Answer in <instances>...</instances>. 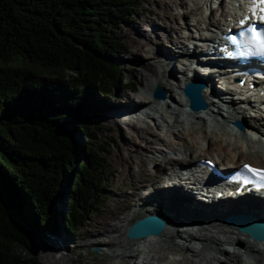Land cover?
Returning <instances> with one entry per match:
<instances>
[{"label": "trees", "instance_id": "obj_1", "mask_svg": "<svg viewBox=\"0 0 264 264\" xmlns=\"http://www.w3.org/2000/svg\"><path fill=\"white\" fill-rule=\"evenodd\" d=\"M136 4L0 0V264H36L28 253L38 232L60 221L70 233L91 212L106 149L90 124L107 107L101 93L124 76L117 55L126 47L113 27ZM68 90L75 95L58 100Z\"/></svg>", "mask_w": 264, "mask_h": 264}, {"label": "bare ground", "instance_id": "obj_2", "mask_svg": "<svg viewBox=\"0 0 264 264\" xmlns=\"http://www.w3.org/2000/svg\"><path fill=\"white\" fill-rule=\"evenodd\" d=\"M154 1H156V3L161 6L160 11H166L169 6L171 9H176L177 6L175 0ZM217 2H219V6L211 8L212 15L215 17V20H212V17L205 14L204 8L205 6L209 7L210 5H213ZM182 3H184L186 10L183 12L184 17L187 20H190L192 15L196 17V21H191L192 23L190 24V27L187 26L190 21H187L188 23L184 22L187 26L186 28H190V31L186 32L185 35L181 34V31H177L178 36H172V34L169 33V24L166 27L165 32H163L164 34H160L162 35L160 36L157 34L156 28L158 18L155 19V17L151 18L150 16H147V18H143L141 20V23L143 24L148 21L150 25H152L151 29H146L145 27L142 28L144 29L142 31H145L148 34L146 42L142 43V48H144L143 50L152 49L151 45L154 43L156 35H159L160 38H165L167 36L171 37V41H173V44H175L173 46L174 50L172 51L165 47L162 49L160 54L153 53L155 56L154 58H165L168 61L172 60V63L177 62L176 58H180L181 61L178 62L182 63L185 70L184 74H179V78L171 81L167 74L165 65L162 66L160 70H154V68H148L145 66L144 70L141 71V73L139 72V74L143 76L142 83L153 80L154 78V82L161 84L167 91L166 93L171 98L176 100L177 104L180 103L181 105H184L185 101L182 97V93H184V86L189 81L196 80L194 77H189L188 71L193 68V65L196 62H200L198 53L203 54L202 52L208 51V48L205 45L203 47L200 46L201 44L199 43V40H197V34L196 31H194V28H196L198 31H203L205 29L209 30V27L212 26L218 31H223L224 26L227 23L226 16L228 11L233 12L234 10H227L228 6L225 4V0H183ZM172 17L177 19L178 15L174 13ZM175 28V30H177L179 27L175 26ZM208 36L207 34H202L200 41L207 42L206 40L208 39ZM183 38H185V40H183ZM193 43L195 50L192 51L190 44ZM195 43L200 45L197 46ZM208 65L209 64L201 63L200 67L196 70V73L198 74H195V76L199 77L200 74H208L207 80L211 82L212 85H214L212 89L213 95L208 89H205L203 97L207 102L208 107L191 113L192 115L194 114L193 116L195 117V121L191 122L195 123V125H200L199 129L196 130L197 133L188 127H183V129L180 131L185 133L187 139H194L192 143L190 140H186L189 141V143L187 142L183 149L177 146L174 140L170 139V137H167V135L170 136L169 132H177L175 125L168 123V120L169 117L176 115L181 125L186 124L185 120L183 121L181 119L183 117H180L179 113L176 111H168L167 108L162 104L161 100H153L147 94L148 90L143 89L141 91L136 87L133 93L120 92L115 96L114 99L119 100L120 102H125L124 104H105L107 106L105 110H108V113H110L114 119L118 117V113L120 118H133L136 120L133 127L135 128L137 134L134 137H128L129 143H132L134 146L131 144L132 150L127 151V154L123 156L125 159L124 165L126 167L118 173V180L122 181L123 185L137 184L140 178L149 174L148 177H150V180L152 181V188H150V191L146 192L142 191L143 189L141 187L139 188L138 186L141 193L144 195V199L141 205H138L137 209L131 210V213L124 218L121 226L119 224H115L113 226V224L109 222V218H104L105 220L98 218L97 221L91 225L90 232H92L93 237L98 240L99 243H104L106 247L111 248L114 252L118 251L116 253H118V255L124 259L134 260V264H163V262L167 261L168 251H177L182 257L179 259L175 257L173 261L166 264H250L246 260V256L254 257L256 259V264L259 262L264 264V247L262 248V246L259 245L260 243L263 245L264 242H258L252 239L250 235L246 233H236V231H234L233 228L231 229L229 224H226L225 222L228 217L233 214L236 215L237 213H249V215H255L260 220H264V199L259 198L257 201L246 199L241 201L242 197L240 196L236 200L234 198L228 197L207 203V201L200 196V193L203 190L201 182L206 180V175L202 180L203 175L195 171L193 166L203 158L214 159L219 164L221 163V165H225V171L239 168L244 162H246L245 159L248 157H255L253 159L255 163L252 164L264 166V158H262L263 154H260L264 152V149L260 145L261 140L258 136V134H263L261 128L264 127V113L261 108H258L256 103H254L258 99L253 100L252 98H248L245 95L247 89L238 88L234 84L229 86V91L227 93L221 92L220 90L223 89H221L220 85L215 83V80L219 74H215L214 71H209V73L204 72L208 69ZM201 67H204L205 70ZM184 77H187L186 80H184ZM169 85H171V87ZM148 86L150 89H152L149 84ZM175 90H181V92H179V97L174 94ZM146 106L153 107V109L157 111L156 113H160L161 117L164 119L162 121H158L155 129L150 126L152 125L150 123L148 124L146 122V125H144V117L139 114ZM203 112H206V115L203 116ZM156 113H154L155 116L157 115ZM147 114L150 116V114L153 113L148 111ZM221 117H223V119L228 123L233 122L234 119H241L249 126L251 130L256 132V134H252L255 140L252 143L247 144L250 147V151L246 150L245 148L243 149L242 146L245 145H240V143L237 144L238 142L236 143L235 151L223 146V141L227 138H225L226 131L221 132L222 130H219L218 128ZM207 120L211 123L210 127L206 125ZM223 130L225 129L223 128ZM256 135L257 137H255ZM161 140L163 143L166 142V144L171 147V153H179L177 156H175L176 154L174 153V155H171L174 157L169 159L166 155V152L163 151L165 160L164 162L166 163V161H169V163H166L165 165L167 166L168 164L173 163V167L168 171V173H165V171H162L159 174H151V172L148 173V162L153 161L151 155H149L151 148L155 147L154 149H157V151L162 153V149L164 147L160 146L162 143ZM219 141L222 143V145L221 143L218 144ZM123 143V139L119 141V145L121 147L124 146ZM230 143H228L229 146ZM216 145L219 146L216 149L217 154L215 155L211 153L212 157H208V150L211 149L212 146L214 147ZM175 146L178 149H176ZM152 152L156 153L154 151ZM154 180H162L163 184H157L156 182H153ZM146 186L149 187V185ZM191 188H193L194 191ZM217 193L219 192L215 191L212 197H216ZM147 194H151L148 199H146ZM171 202L178 203L182 212L188 216L184 221L188 223V220L192 219L193 216L199 215L200 220L196 223L202 224L199 225V227H191V225L188 226L185 229V234L182 236L180 230L168 222L169 218H171L174 213L171 211L170 206H165V204ZM148 204L152 206L146 207ZM141 209H144V217L148 215H159L162 217L166 223L164 232L160 233L159 235L147 236L141 239L130 238L129 240L122 239L121 236H112V233L116 232L119 228L121 232L124 230L127 231L129 228V217L134 216V214L138 213ZM221 216L224 217L221 219ZM108 227H116V229L112 232L107 230ZM202 231H206L205 235L202 234ZM53 235H56V237L54 238ZM221 235L225 238L226 242H231L234 244L236 249L234 251V255L229 253L227 254V251H225L226 249L223 250L221 247H219L216 238H219L220 241H222L223 239L220 238ZM49 237L51 241L53 240L56 247L60 246L61 248L66 249V247L70 245V241L72 240L71 237L73 236H71V233L67 232L66 230L64 231L61 226V222L59 221L55 234L52 230L51 236L49 235ZM162 237L164 238V241ZM176 237H182L183 239L177 243L175 239ZM155 238H162V243L158 249L157 255L152 258L153 260H150L148 256H141L144 247H146V239H154L152 241H155ZM198 240H200L201 243H199ZM119 244L123 248L119 247V249L116 250V246H119ZM152 244L154 247L158 248L156 242H153ZM210 247L215 248V253H213L211 257H208V255L205 254V249ZM123 249H125V251H122ZM48 250L45 251L44 248H42L41 253H43L45 258H47L50 263L57 262V251L52 249ZM100 264H104V262H101Z\"/></svg>", "mask_w": 264, "mask_h": 264}, {"label": "rangeland", "instance_id": "obj_3", "mask_svg": "<svg viewBox=\"0 0 264 264\" xmlns=\"http://www.w3.org/2000/svg\"><path fill=\"white\" fill-rule=\"evenodd\" d=\"M135 1L137 2V4L131 8V11H130L131 15L126 18H123V21L121 19L119 21L120 24L116 25V27H113V30H115V32L117 33L116 36H118L117 37L118 40L122 42L124 46L126 47L125 50L123 49V51L117 55L119 57V61L117 62V64L123 70L124 76L122 78L121 83H118L115 86V90H113L112 94L109 93L106 95V94L101 93V96L103 97L99 95L101 102L104 104H107V103H109L110 105L113 103L114 104H117V103L124 104L125 102H120L119 100H115L114 99L115 96L120 92L133 93L136 87L139 88V90L141 91L143 89L148 90L147 94L153 100H156L151 95V92L157 86V83L154 82V78L153 80H149V81H146L145 83H142L143 76L139 74V72L141 73V71L144 70L145 66L148 68H154V70H160L162 66L165 65L167 74L170 77L169 79L171 81H173L176 78H179L178 75L179 74L181 75L182 72H185L182 63L178 62V61H181L180 58H176L178 62L177 64V62L172 63V60L168 61L165 58H161V57L154 58L155 56L153 53L160 54V52H162V49H164L165 47L168 48L169 50H172V51L174 50L173 46L175 44H173L174 42L171 41V37L169 36L165 38L159 37L160 34L162 35L164 34L163 32H165V29L169 24H170L169 33H171L172 36H176V35L178 36L177 31L178 32L181 31L180 33L185 35L186 32L190 31V28L188 29L186 27L187 26L190 27V24L193 21H196V17L192 15L190 17V20L189 19L187 20L184 17L183 12H185L186 10H185L184 3H182L183 0H175L178 7L176 6V9H171V7L169 6L167 9L168 11L167 10L160 11L161 6L158 5L156 1L154 0H135ZM207 8L208 6H205L204 9H205V14L208 16ZM174 13L178 15L177 19H174L172 17ZM147 16L148 17L150 16L151 18L155 17V19L158 18V22L156 23V28H157V34L159 35L155 36L154 34L155 39H154V43H152L151 45L152 49L143 50L144 48H142V43L146 42L148 38L147 36L148 34L145 31H142L144 30L142 28L143 27H145L146 29L152 28V25H150L148 21H146L143 24L141 23V20L143 18H147ZM187 21L188 22L190 21V22L186 26L185 23ZM175 26H178L179 28L175 30L176 29ZM194 31H196V28H194ZM183 40H185V38H183ZM190 45H194V43ZM194 48L195 47H192V50H194ZM127 83H131V85H133V88L128 89V87L126 86ZM148 84L152 87V89L149 88ZM169 86L171 87V85ZM71 90H73V87ZM179 92H181V90L179 91L175 90L174 94L177 97H179L180 96ZM71 94L72 93H70L68 90L66 97L60 94L57 96V98L58 100L62 101L63 99H66L67 96L69 97ZM73 95L75 94H72V96ZM77 96L81 98L82 92L78 93ZM162 104L167 108L168 111H171V112L176 111L177 113H179L180 117H183L181 119L183 121L185 120V123H186L185 125H181V123H179L177 115L169 117V120H168V123L175 125V129L177 130V132L175 133L169 132L170 136L167 135V137H170V139L175 141V144L177 146L183 149L185 147V144L187 142L189 143V141H186V140H190V142L192 143L194 139H190V138L187 139V136L185 135V133L184 132L182 133L180 131L183 129V127H188L192 131L193 130L196 131L197 129H199L200 125L199 124L195 125V123L191 122V121H195V117L193 116L194 114L192 115L191 113H187L185 111V107H186L185 102H184L185 106L181 105L180 103L177 104L176 100L171 98L166 93V100H164ZM144 108H148L149 111L152 112L153 114H150V116H148L147 114L148 111H144V112L142 111L143 112V113L141 112L142 114L139 113L140 115H142V117H144L143 124L146 125V122L148 124L150 123L152 124L150 126H152V128L155 129L156 128L155 126L158 123V121L164 120L163 117H161L160 113H156L157 111L154 110L153 107L146 106ZM105 109L106 108H104V112L99 117L94 118L90 124L92 129L99 131L98 132L99 140L96 144L106 149L105 152H101V154H98L100 156L103 167L98 169L97 173L99 174L95 177L96 181H98L99 177L103 179V189L99 193H97V196H96L97 198L94 203L91 202V205L86 203V206H85L86 210L89 209L90 207L92 209H91V212L88 214V217H86L84 224L79 229H76V230L69 229L71 236L73 237H71L72 240L70 241V245L67 246L66 249L61 248L60 246L56 247L53 240L52 241L50 240L49 235L51 236V233H50L51 231L49 233H44V234H41V231H40V233L38 232L36 234L33 240L32 249L28 253V255L33 257L32 259L35 260L36 264H100L101 262H104V264H114V263L134 264L133 263L134 260L124 259L120 257L118 253H116L118 251L114 252L111 248L106 247L104 243H99V241L93 237L92 232H90L91 225L94 224L98 218L99 219L101 218L103 220H105L106 218L107 219L109 218V222L112 223L113 226L115 224H119L121 226L124 218L131 213V210L137 209L138 205H141L144 199L143 198L144 195L141 193L139 188L141 187L143 189L141 190L146 191V192L150 191V188H152V184H151L152 181L150 180V177H148L149 174H147V176L145 177H142L143 179L140 178L137 184L123 185L122 181L118 180V173L122 171V169H125L126 167L124 165L125 159L123 156L127 154V151L132 150L131 148L133 144L131 143L132 144L131 145L129 143L128 137L129 136L134 137L137 134V132L135 131V128L133 127L136 120L133 118H125V119L120 118L118 113H117L118 117L114 119V117H112L110 113H108V110L105 112ZM154 113H156L157 115L155 116ZM202 115L203 116L206 115V112H203ZM221 118H222V121L219 122L218 128L219 130H222L221 132L226 131L225 138H227V139H224L223 146L227 147L230 150L235 151L236 143L238 142L237 144L240 143V145L247 146V147L242 146L243 149L245 148L246 150L250 151V147L247 145V142H248L247 140L249 136L247 138V134L245 132L237 133L234 129L231 128L230 125H228L230 122L228 123L227 121L223 119V117ZM210 124L211 123L207 120L206 125L210 127ZM223 128L225 130H223ZM87 130L88 129L86 127L78 125V131L76 132V136L79 139H81V141L83 142H89V140L86 138L85 134L83 133V132H86ZM247 131H250L251 134H254V132H251V130H247ZM122 139L124 141L123 147L119 145V141ZM243 139L245 140V143ZM219 143L221 142L219 141L218 144ZM228 143H230V146ZM160 146L164 147L162 149V153L157 151V149H154L155 147L151 148L149 155H151V158L153 159V161L148 162V168H149L148 173L151 172V174H154V173L159 174L162 171H165V173H168V171L171 170V168L173 167V163L168 164L167 166L165 165L166 163H169V161H166V163L164 162L165 160H164L163 153L166 152V155L168 156V158L171 159L174 157L171 155H174L175 153L176 154L175 156H177L179 152L171 153L170 152L171 147H169V145L166 144V142L163 143V141L160 144ZM218 147H219L218 145L214 147L212 146L211 149L208 150L209 151V154H207L208 157H212L211 153L216 155L217 154L216 149ZM152 151L156 153H153ZM260 154H263L262 158H264V153H260ZM82 158H83L82 161L85 160L86 155H84V157ZM254 158L248 157L245 159V161H250V163H255L253 161ZM219 166H222V165L219 164ZM161 181L162 180H159V181L154 180L153 182H156L157 184L158 183L163 184V181L162 182ZM146 185H149V187H147ZM191 189L194 191L193 188ZM67 192H68V189H67ZM147 195H146V199H148V197H150L151 194L148 196ZM69 198L70 197H68V199ZM151 206L152 205L148 204L146 207H151ZM165 206H168V207L170 206L171 211L174 213V215H172L171 218H169L168 222H170V224H173L175 228L179 229L180 232L182 233L181 234L182 236L185 234V229L188 226L191 225V227H194V226L199 227V225L202 224V223L201 224L196 223L197 221L200 220L199 215L193 216L192 219H189L188 223L190 224L184 221L186 217L188 216H186L182 212L181 207H179L180 205H178V203L176 202L166 203ZM143 217H144V209H141L138 213L134 214V216H130L129 217L130 221L128 220L129 227L134 223V221L136 222L137 220L142 219ZM223 217L224 216H221L220 218L222 219ZM115 229L116 227H108L107 230L113 232ZM53 232L55 234L56 230H54ZM127 232L128 230L127 231L124 230L121 232L119 228L116 232L112 233V236L113 237L121 236L122 239L129 240L130 238L127 236L126 234ZM205 233L206 231H202L203 235H205ZM53 237L55 238L56 235L55 236L53 235ZM162 238H157L158 240L155 238V241H152L154 239H146V242H145L146 247H144V250L141 253V256H148L150 260L154 258V256L157 255L158 249L161 246ZM220 238L223 240L220 241L219 238H216V241L218 242L219 247H221V249L223 250L226 249L225 251H227V254L229 253V254L234 255V251L236 250L234 244H232L231 242H226L225 238L222 235L220 236ZM175 239L177 243H179L180 241H182L181 239L183 238L176 237ZM163 241H164V238H163ZM153 242H156V244L158 245V248L153 246L152 244ZM198 242L201 243L200 240H198ZM259 245L262 246V248L264 247V244L262 245V243H260ZM119 247L123 248L119 244V246H116V250H118ZM42 248H44L45 251L48 249L56 250L57 251V262L50 263L49 260L45 258L43 253H41ZM95 249L97 250L95 251ZM214 249L215 248H212V247L206 248L205 254L208 255V257H211V255L215 253ZM122 251H125V249H123ZM167 255H168L167 261L163 262V264L173 261L175 257H177V259L182 257L181 254L177 251L175 252L168 251ZM246 260L250 264L252 263L256 264V259L254 257L246 256ZM258 264H261V263L259 262Z\"/></svg>", "mask_w": 264, "mask_h": 264}, {"label": "water", "instance_id": "obj_4", "mask_svg": "<svg viewBox=\"0 0 264 264\" xmlns=\"http://www.w3.org/2000/svg\"><path fill=\"white\" fill-rule=\"evenodd\" d=\"M203 88L204 85L201 83H189L185 87L184 94L189 99L191 108L195 111L208 107L202 95ZM152 93L157 100L166 98V91L161 84H158ZM234 124L238 129H242V122L236 120ZM225 222L237 228L240 232L250 235L252 239L264 242V220H260L257 216L249 215V213H237L228 217ZM165 228L166 223L162 217L159 215H148L134 222L129 232H127V236L141 239L147 236L159 235L164 232Z\"/></svg>", "mask_w": 264, "mask_h": 264}, {"label": "snow or ice", "instance_id": "obj_5", "mask_svg": "<svg viewBox=\"0 0 264 264\" xmlns=\"http://www.w3.org/2000/svg\"><path fill=\"white\" fill-rule=\"evenodd\" d=\"M260 3H264V0H259ZM258 5L254 3L253 7L256 8ZM261 12H264V9H261ZM261 20H264V15L260 17ZM244 23V21H241ZM249 33H251L250 38L246 39H239L237 36L232 35L229 36L228 39L231 41L232 44L237 45L240 47L241 45L247 49L248 52H252V47L250 45H255L256 49L260 52H264V30H257V27L253 25L251 28L248 29ZM241 37H244L245 34L241 33ZM209 163H211L209 161ZM244 168L247 171L254 173L256 176L260 177L262 181H264V169L253 168L250 165H245Z\"/></svg>", "mask_w": 264, "mask_h": 264}]
</instances>
